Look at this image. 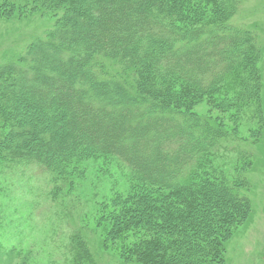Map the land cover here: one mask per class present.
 Returning a JSON list of instances; mask_svg holds the SVG:
<instances>
[{"label": "trees", "instance_id": "obj_1", "mask_svg": "<svg viewBox=\"0 0 264 264\" xmlns=\"http://www.w3.org/2000/svg\"><path fill=\"white\" fill-rule=\"evenodd\" d=\"M47 1L53 10L68 7L60 23L0 71V119L12 125L7 150L49 172L91 155L128 167L143 194L126 217L133 228L144 225L149 240L124 253L125 262L226 264L230 228L243 208L196 170L226 133L170 110L169 95L155 103L125 97L92 63L117 59L146 72L145 90L173 78L202 96L237 78L236 101H247L259 90L249 83L259 80L255 36L221 23L174 27L178 16L168 7L183 0Z\"/></svg>", "mask_w": 264, "mask_h": 264}, {"label": "rangeland", "instance_id": "obj_2", "mask_svg": "<svg viewBox=\"0 0 264 264\" xmlns=\"http://www.w3.org/2000/svg\"><path fill=\"white\" fill-rule=\"evenodd\" d=\"M47 4L0 0V71L45 39L68 9ZM168 10L178 16L172 25L181 30L221 23L255 36L261 52L254 68L258 84L246 77L255 92L259 87L253 98L236 101L237 78L202 96L173 78L145 90L146 72L117 59L96 56L92 67L127 98L155 103L169 95L170 110L224 130L217 151L200 158L196 170L225 185L243 208L230 228L226 264H264V0H239L235 6L224 0H183ZM2 80L0 75V88ZM11 130L0 119V264H137L122 259L149 240L144 225L133 228L126 217L135 213L143 194L128 167L91 155L49 172L10 154L4 140Z\"/></svg>", "mask_w": 264, "mask_h": 264}]
</instances>
